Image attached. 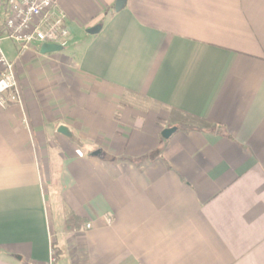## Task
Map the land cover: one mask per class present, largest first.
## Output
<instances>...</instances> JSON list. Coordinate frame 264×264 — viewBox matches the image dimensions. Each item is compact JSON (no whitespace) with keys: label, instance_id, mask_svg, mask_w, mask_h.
I'll use <instances>...</instances> for the list:
<instances>
[{"label":"crops","instance_id":"1","mask_svg":"<svg viewBox=\"0 0 264 264\" xmlns=\"http://www.w3.org/2000/svg\"><path fill=\"white\" fill-rule=\"evenodd\" d=\"M58 7L63 51L1 41L0 264H264V0Z\"/></svg>","mask_w":264,"mask_h":264},{"label":"built area","instance_id":"2","mask_svg":"<svg viewBox=\"0 0 264 264\" xmlns=\"http://www.w3.org/2000/svg\"><path fill=\"white\" fill-rule=\"evenodd\" d=\"M2 40L10 41L20 52L34 45L67 47L66 15L59 9L58 0H0V106L21 107V91L13 64L1 49ZM45 264H57L54 252Z\"/></svg>","mask_w":264,"mask_h":264},{"label":"water","instance_id":"3","mask_svg":"<svg viewBox=\"0 0 264 264\" xmlns=\"http://www.w3.org/2000/svg\"><path fill=\"white\" fill-rule=\"evenodd\" d=\"M123 6V1H119L118 4L115 7V10L118 11L120 10V8ZM100 27H93L89 30H87V33L89 34H96L99 31ZM63 51V48L57 45H49V44H44L41 45L40 47V53L42 55H46V54H52V53H58ZM56 132L63 136L64 138H66L67 140L74 142L75 141V137L73 135V133L71 132V130L66 127L65 125H60L58 126ZM176 132V128H169V129H165L162 131L161 136L163 139L167 140L173 133Z\"/></svg>","mask_w":264,"mask_h":264},{"label":"rangeland","instance_id":"4","mask_svg":"<svg viewBox=\"0 0 264 264\" xmlns=\"http://www.w3.org/2000/svg\"><path fill=\"white\" fill-rule=\"evenodd\" d=\"M2 46H10V43L5 41L2 43Z\"/></svg>","mask_w":264,"mask_h":264}]
</instances>
